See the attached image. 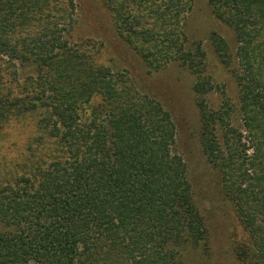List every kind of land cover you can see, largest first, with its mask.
I'll use <instances>...</instances> for the list:
<instances>
[{
	"label": "rangeland",
	"instance_id": "1",
	"mask_svg": "<svg viewBox=\"0 0 264 264\" xmlns=\"http://www.w3.org/2000/svg\"><path fill=\"white\" fill-rule=\"evenodd\" d=\"M169 1L113 0L116 9L110 11L108 0H6L0 19L10 39L28 38L41 46L58 36L48 45L59 52L56 46L66 42L69 63L85 73V80L80 79L78 91L65 87L73 101H56L54 95L60 94L50 85L45 94L54 117L44 125L37 115L8 119L0 129V183L33 178L41 165L83 154L87 147L96 148V157L112 166L128 154L117 142L113 122L123 107L146 122L160 142L133 147L134 158H180L186 166L185 174L167 183H162L167 176L156 170L125 173L140 174L139 191H148L153 178L165 184L173 196L163 203V217L181 218L177 224L170 221L172 229L165 225L152 235L153 264H264L256 248L261 242H255L263 239L264 244V146L256 152L259 141L249 136L240 113L242 97L254 89L250 77L264 76V69L253 59L240 64L241 44L227 8L209 0ZM4 50L0 46V54ZM183 54L191 56V64H181ZM5 62L0 60L4 90L17 98L46 90L39 80L47 76L35 72L39 60L29 73L22 69L23 61H10L14 66ZM92 69L100 70L99 81ZM26 77L33 87L22 82ZM62 102L75 104L72 127L78 140L72 153L63 124L51 135ZM143 148L148 152L142 154ZM190 209L202 221L193 234L191 219L183 220ZM148 224L162 225L154 220ZM102 247L97 258L106 257L105 264L146 262L137 251L132 257L123 252L105 256L107 248Z\"/></svg>",
	"mask_w": 264,
	"mask_h": 264
},
{
	"label": "trees",
	"instance_id": "2",
	"mask_svg": "<svg viewBox=\"0 0 264 264\" xmlns=\"http://www.w3.org/2000/svg\"><path fill=\"white\" fill-rule=\"evenodd\" d=\"M209 1L211 5L219 4L227 8L232 15L230 21L237 41L241 44L240 64L248 61L245 59H253L258 68L263 70V0ZM0 2L2 11L6 0ZM108 2L110 11L116 9L113 0ZM71 8L73 10L70 3ZM62 13L66 15L68 11L64 9ZM14 18L17 19V16ZM18 18L23 20L22 16ZM0 21L3 23L0 28V46H5L0 60H8L9 62H5L7 64H11L10 61H23L22 69L28 70V73L36 64L34 62L39 60L35 72L40 73V76L45 73L49 78L43 77L39 80L40 86L47 87H43V90H46L22 98L13 96L0 85V129L7 124L9 118H22L28 114L37 115L38 124L44 125L46 120L51 121L54 117L52 112H49L50 99L45 91H48L52 84L56 89L54 91L60 94L54 95L56 101H73L72 95L64 94L65 87L76 86L75 90L78 91L82 85L79 81L81 78L85 80V73L70 65L66 56V42L56 46L61 49L59 52H54L56 48L48 45L57 41L58 36L47 43L42 42L41 46L30 43L32 40L28 38L12 41L6 34L5 20ZM29 21L33 22V19L30 18ZM27 57H35L36 60H27ZM144 58L147 57L144 55ZM179 60L183 65L192 63L189 54H183ZM92 70L94 80L97 75L99 81L98 77L102 75L100 70ZM248 73H251L250 70ZM29 78L31 77H26L22 82L33 87L35 84ZM249 85L254 89L242 97L240 113L249 136L259 141V145L255 147L259 153L261 146H264V76L258 74L250 77ZM73 104L62 102L58 105H62L59 119L52 122L51 130V135H56L59 133L57 127L60 123L66 127L67 131L63 137L70 146V153L73 143L78 140L72 127L75 109ZM53 108L56 113L57 108ZM113 122L117 142L128 153L124 158H116L114 163L119 162L120 165L115 167L113 163L111 166L109 162L96 157V148L93 151L87 147L83 154L75 153L72 158L52 159L41 165L33 178L19 176L10 183H0V264H105L106 257L97 258L101 250L105 249L103 245L108 253L105 256L123 252L124 255L132 257L137 251L146 259L145 264L154 263L151 258L154 246L150 244L152 235L158 232L157 228H163L165 225L171 226L172 229L175 223L170 221L174 219L177 224L181 218H174V215L172 219L167 220L163 217V203L171 201L173 196L167 192L165 184H159L157 178H153L148 185V191H139L138 181H143L139 178L140 174L125 176V173L130 169L156 170L167 176L168 181L162 180V183H167L172 177L185 174L186 166L180 158H140L138 154L134 158L136 148L133 147L142 146L146 142L160 145L158 138L154 137L152 128L148 127L146 122L142 123L138 115L135 116L126 108L120 107V113ZM146 152L148 150L143 148L142 154ZM152 153L155 151L152 150ZM261 179H264V176ZM142 195H145L146 199L142 198ZM147 214L151 218H148ZM187 215L189 216H184L183 220L191 219L189 229L193 234L202 225V221L194 210H188ZM249 218L248 215L247 221L250 222ZM153 220L160 221L162 225L150 226L148 223ZM255 242H261L256 248L258 247L259 257L264 261L263 239ZM108 262L113 264L112 261ZM130 264L137 263L133 261Z\"/></svg>",
	"mask_w": 264,
	"mask_h": 264
}]
</instances>
